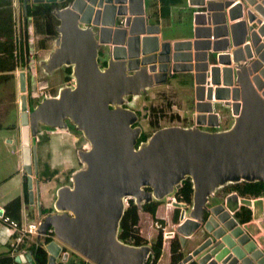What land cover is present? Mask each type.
I'll use <instances>...</instances> for the list:
<instances>
[{
  "label": "water",
  "instance_id": "1",
  "mask_svg": "<svg viewBox=\"0 0 264 264\" xmlns=\"http://www.w3.org/2000/svg\"><path fill=\"white\" fill-rule=\"evenodd\" d=\"M66 1L32 0L33 3ZM82 2L86 10L82 8ZM189 2L198 5L204 0ZM247 2L253 5L255 0ZM229 3V0L219 5L210 2L207 8L213 10L217 6L222 10V23H231L233 45L238 46L244 42L246 22L242 4L227 8ZM224 9H227L226 13ZM256 9L264 15L260 6ZM52 15L59 21L56 26L59 39L57 47L42 61V68L50 75L63 66H71L73 86H62L56 96L44 97L31 111L27 109L25 97L20 98L22 163L29 204L34 202L30 137L39 133L40 125L66 129L68 121L82 133L89 149L77 150L82 165L71 174L72 185L57 190L56 213L44 218L39 236L52 228L54 237L92 264H146L152 252L149 246L136 247L117 239L125 201L132 198L141 208L142 203L171 195L180 187L181 181L189 177L193 184L189 216L185 217L184 206L173 204L182 209L175 228L181 246L184 247L186 240L204 224L216 239L210 255L224 248L216 256L219 264L228 261V264H264L263 252L255 248L250 235L229 218L220 205L211 209L213 215L206 222L203 217L208 198L216 189L240 181L264 182V92L262 95L257 92L263 87L262 80L255 78V89L245 69L238 65L240 69L235 74L241 86L243 106L238 113V104L233 105V112L238 116L229 129L203 130V115L198 114L194 127L159 129L135 149L142 128L133 126L138 115L126 105L127 97L140 95L154 84L166 82L170 62H174L171 67L174 73L192 71V45L199 49L203 42L185 40L173 42L172 46L168 42L160 44L159 26L145 23L143 0H71L64 7L54 9ZM247 15L248 22H252L254 14L248 11ZM117 16H124L123 26L115 25ZM196 20L199 23V16ZM223 29L227 34L226 25ZM237 32L242 33L240 38ZM261 33L264 34V27ZM257 41L254 37L255 44ZM103 45L109 47L105 53V67L98 61V52ZM227 47L228 42L224 48L214 46V50ZM246 49L247 56H251L247 46ZM170 50L174 51L172 55ZM185 50L189 52L185 53ZM197 57L202 61L206 59L205 54L199 53ZM242 57L240 49L234 50L235 62ZM261 57L264 60V55ZM218 62L224 65L223 83L230 86V56H222ZM198 70H207V63L198 65ZM211 71L213 83L219 84V66H213ZM203 78V73H196L195 82ZM19 79L23 91V73ZM221 91L228 95L227 90L217 89V97L227 99L228 96L219 95ZM208 110L197 108L199 112ZM215 124L216 121L211 122V125ZM32 157L36 166L35 152ZM145 187L151 190H145ZM2 213L0 208V216ZM212 242L209 237L178 264H187L193 257L203 264L207 258L199 260V256ZM46 250L47 263L57 264L61 247L52 241L46 245ZM67 257L68 253H63L62 260L66 261ZM26 259L23 255L15 256L16 262H26Z\"/></svg>",
  "mask_w": 264,
  "mask_h": 264
},
{
  "label": "rangeland",
  "instance_id": "2",
  "mask_svg": "<svg viewBox=\"0 0 264 264\" xmlns=\"http://www.w3.org/2000/svg\"><path fill=\"white\" fill-rule=\"evenodd\" d=\"M154 0H147V3H153ZM193 8L189 6L188 0H183L177 6L171 7V12L168 18H164V20L159 18L160 24V32L162 39L167 41H171L174 39L180 38H192L193 35V26H192V12ZM147 12H152L153 8L146 9ZM149 15H146V21H149ZM154 22V18L151 19ZM41 42L38 46L33 47L32 50L35 49L37 53L34 54V58L37 62H32V69L29 62H26L25 69V77L27 78V85H31V89L34 94L27 91L28 96L34 97L35 104L39 99H43V95L40 94V91L51 92L52 94L57 91L62 85L60 72L59 70L53 71L50 75H44L39 72L40 68H42V57H47L54 47H57V41L59 39V34L56 35H46L43 34L41 37ZM39 50V51H38ZM109 50V47L102 46L101 50L98 52V59L101 60ZM33 52V51H32ZM174 62L169 63L168 70L171 69ZM43 69V68H42ZM32 71L34 75L31 74ZM45 72V71H44ZM37 73V76L35 75ZM192 74L187 71L177 72L172 76H169L166 82H162L159 84H155L152 87L148 88L146 91L142 92L137 96H128L130 101H127L126 105L135 110L138 115V121L133 124V126H140L142 128V132L146 134H150V136L156 131L155 128H151L148 125V117L146 116V111L150 106H157V108L166 111L164 117H159L158 128H166V127H174L179 126L183 127L184 125H189V127H194V120L192 112L195 109L193 102V87H192ZM26 80V79H25ZM176 91V92H175ZM184 94V95H183ZM38 99V100H37ZM172 106L169 104L172 103ZM179 103V104H178ZM37 105V104H36ZM182 108L179 110V107ZM216 111L220 114V122H221V130L229 129L233 123L234 118L231 116L232 109L222 103H216L214 105ZM177 113L179 119H171V115ZM152 118V117H151ZM20 122V113L13 108L10 112V118L7 120V123H13L19 126ZM68 122V121H66ZM41 128V129H40ZM70 129V127H68ZM158 129V130H159ZM203 130H207L205 127H201ZM21 130V128H20ZM19 130V131H20ZM40 134H36L35 136H31V144L32 147L31 156L33 153L37 155L39 159V163L36 167L41 168L40 170H44L45 165L52 168L57 172L56 175L51 179V182H45L44 178L40 175L33 176L35 180L34 183V195H35V208L34 216L30 217L35 221H40V213L39 208H47L51 213L56 211L54 207V202L56 198L57 190L64 185H72L71 181L68 182V177H71V174L81 167V163L76 155L78 149H83V146L87 147V144L81 139L79 134H75L71 130L66 129H48V127L40 125L39 126ZM46 132V138H44V134ZM75 140H77L75 142ZM141 143V142H140ZM139 145V144H138ZM138 145L135 146L137 149ZM34 149V150H33ZM31 169L32 174L35 168L33 157H31ZM51 169V167H50ZM74 170L71 174L70 172ZM33 178V179H34ZM173 194V193H172ZM233 195V194H232ZM170 196V195H169ZM164 197L161 199V205L157 208L155 218L152 219L148 213L143 211H139V222L138 228L141 236L149 240L150 242L156 238L158 232L162 234V248L163 245V232L167 233L170 231H175L177 224L172 221V214L175 208L178 207H167L166 204L170 202L168 197ZM229 201V198L225 196L223 187L216 189L215 196L209 197L208 207L212 209L214 206L226 203L229 207L231 206V202H236V200ZM253 199V198H250ZM128 200V199H127ZM246 200V199H245ZM228 201L230 203H228ZM244 200H241L243 204ZM253 203L252 211V220L244 225L245 231L252 236L261 244L264 249V197L259 198V200L255 199L252 202L249 201V205ZM127 206V201H125V207ZM192 207V205H190ZM237 207V204L236 206ZM168 208V209H167ZM191 209L187 211V215H189ZM36 215V216H35ZM160 226V227H157ZM43 236V235H41ZM215 239L214 234L207 229L205 226L198 228L189 238L183 247V252L188 253L192 251L194 248L202 244V241L208 237ZM30 241H34L37 239L36 235L29 237ZM42 239V237H41ZM40 240V239H39ZM57 243L61 241L54 238ZM168 240V244L162 249V255L157 264H170L168 246L170 248V239ZM5 242V240H4ZM40 242L43 243L42 240ZM62 245L63 242H61ZM66 245V244H65ZM68 246V245H67ZM72 248L68 247L67 252L71 256L70 259L74 258L76 260H81L83 257L78 252L71 251ZM6 251V247L0 244V254ZM264 251V250H263ZM57 260H59L57 258Z\"/></svg>",
  "mask_w": 264,
  "mask_h": 264
},
{
  "label": "trees",
  "instance_id": "3",
  "mask_svg": "<svg viewBox=\"0 0 264 264\" xmlns=\"http://www.w3.org/2000/svg\"><path fill=\"white\" fill-rule=\"evenodd\" d=\"M71 0H67L66 2L62 3V5H67ZM182 0H159L160 2V9L159 15L162 19L168 18L170 15V9L173 6H177L181 3ZM57 4L55 3H30L27 0L25 6V16L27 18H36L37 21L42 19L40 24V29L46 35H56V26L59 24V21L52 15V11L57 8ZM13 7L10 0H0V80L1 82L9 81L13 79V74L11 72L15 71L16 66L20 62V66L22 68L25 67L26 62L23 60L24 54H28V48L26 44L29 41V34L28 28H22L20 33V45H19V54H15V37L17 36L16 29H15V21L13 17ZM38 29L39 32L41 30ZM24 42V44L22 43ZM71 73L72 67L71 66H63L60 72L61 82L66 83L71 81ZM175 74V73H174ZM173 74V75H174ZM176 92V91H175ZM184 95V94H183ZM172 103L169 104L172 106ZM179 104V103H178ZM182 106L179 107V110ZM166 111L157 108V106H150L146 111V116L148 117V125L151 128H155L157 131L159 117H164ZM152 117V118H151ZM179 119L177 113L171 115V119ZM183 127H188L189 125H184ZM70 127V129L68 128ZM71 130L75 134H79L81 139L85 142L82 133L78 131L73 124L67 122L66 130ZM150 137V134H146L142 132L138 138L137 145L140 142H144L147 138ZM38 165V159H37ZM72 170L70 174L73 172ZM55 170H49V167L45 165V168L41 173L37 172L36 175L41 174L43 176L44 181L48 182L51 178L56 175ZM70 181V176L68 177V182ZM24 186V200L28 203V191H27V184L23 182ZM145 190L150 191L151 188L145 187ZM225 196L229 193L235 192L238 196L242 197L244 200L243 204L239 207V209L235 212V218L240 224H246L252 220V210L249 208V201L250 198L257 199L259 197L264 196V182L263 181H240L236 183H229L223 186ZM176 196V200L178 202H184L190 204L192 201L193 196V184L189 177L181 181L180 187L174 192ZM246 199V200H245ZM231 199H229L230 201ZM234 208L236 206V202L230 203ZM161 205V200L153 199L150 202L142 203L141 208L135 204L132 198L127 200V206L124 208L122 217L119 221V228L117 231V239L125 244L133 245V246H142L147 245L150 243L152 252L149 254L147 258L146 264H157L161 255H162V234L160 232L157 233L156 238L154 240L147 241L146 238L140 235L138 222H139V211H143L148 213L152 219L155 218L157 208ZM179 208H175L173 211L172 220L174 222H178L179 220ZM40 212L43 214L49 213V209H40ZM9 218L15 220L11 216L8 215ZM204 217L207 218L205 215ZM43 237V243L39 241H31L30 239H25L24 242L21 243L18 249L26 248L27 255L29 259L26 262H16L15 256L13 254L12 248L7 245V249L5 252L0 254V264H48V252L45 249L44 245L52 242L54 240V233L51 237ZM64 249V248H62ZM65 251V249H64ZM184 253L182 252V246L178 237H175L170 242V264H178L184 258ZM84 263V262H83ZM57 264H65L62 262H57ZM188 264H198L196 261H192Z\"/></svg>",
  "mask_w": 264,
  "mask_h": 264
},
{
  "label": "built area",
  "instance_id": "4",
  "mask_svg": "<svg viewBox=\"0 0 264 264\" xmlns=\"http://www.w3.org/2000/svg\"><path fill=\"white\" fill-rule=\"evenodd\" d=\"M12 3V7H13V17H14V21H15V29H16V33L17 36L15 37V54H19V42H20V33H21V26L19 24V21H21V16H19L20 12H21V6L24 5V10H25V6L27 3V0H10ZM210 0H204L203 4H193V25H194V29L196 30L197 28H201L207 26H210V35L209 37L206 38H199L196 36H194V39H192V42L195 41H201L203 42V47L196 50V53H200V54H205L206 55V59L205 61H202L200 58L197 57L196 54V65H194V61L195 59H193L190 63L193 64V69L192 71L194 73H198L201 74L203 73L204 78L203 80H201L200 82L196 83L194 80V91H195V99H194V106L195 109L192 112V117L194 120V126L196 125V116L198 114H202L203 118L202 120L204 121L205 125L202 127L207 128L208 131H221V122H220V114L218 111L215 110L214 105L216 103H222L228 107H230L232 109L231 112V116L235 119L238 115H236L233 112V105L235 103L238 104V113L241 111L242 106H243V101L241 98V86L238 85L237 83V77L235 79V71L240 69V67H243L245 69V72L248 74L249 79L251 80L254 88L256 89V84H255V78L262 80L263 82V87L261 90H257L258 94L262 95V92H264V60L262 59V55H264V34L261 33V28L264 27V15L261 14V12H259L256 7L260 6L261 10L264 12V0H255V3L253 5H250L251 8L248 11H251L254 14V20L252 22H248L247 20V24H246V35L244 38V42L241 43L238 46H235V48L233 46H229L227 47V49L225 50H218L216 52V50H214V44L217 42L219 44L225 42V40L229 39L230 42V30L228 28V26L226 25V23H222V19L217 17L216 11L215 9H218V7L216 6L214 8V10H209L207 8V4L210 3ZM228 1V0H227ZM226 0H223L221 2H227ZM246 1V0H245ZM30 2V0H29ZM32 2V1H31ZM30 2V3H31ZM229 7H232L234 4H236L237 0H229ZM248 3V2H247ZM216 4V3H214ZM249 4V3H248ZM247 11V12H248ZM199 16V23H196V17ZM248 18V15H247ZM240 21V19L238 20ZM246 22V21H245ZM120 24L123 23V20L119 21ZM227 26V34H224V26ZM238 33V38L241 37V32H237ZM232 35V34H231ZM254 37H256L258 39L257 43H254ZM209 46L208 49H206V46ZM246 46L249 48L251 56H247V49ZM192 47L194 48V45H192ZM240 49V52L242 54V58L240 60H237L238 62H235L233 59V52L234 50ZM257 49H259L257 51ZM208 53H216V57H214L212 60L213 62L208 63L209 62V58L207 56ZM229 55L230 56V64L228 65V67L231 69L232 71V76H231V80H232V84L230 86H226L223 83V79H222V75H223V71L222 69L224 68V65L219 64L218 60L222 57V56H226ZM198 58V59H197ZM24 59H27V56L24 55ZM204 62L207 63V70L205 71H201L198 70L197 67V63L198 65L200 64H204ZM238 65L240 67H238ZM212 66H219L220 69V83L219 84H215L213 83V78H212V71L211 68ZM21 72L25 73V69H17L15 74H16V78H17V84L18 87L20 86V79H19V74ZM167 76L166 78H168L169 76H172L174 74V72L172 71V69L168 70L167 72ZM222 74V75H221ZM217 89L219 90H227L228 91V95L225 91H221L219 93L220 96L226 97L228 96V98H222L219 99L217 97ZM235 93V94H234ZM41 95H45V93L43 91H40ZM234 95L238 96L237 100L233 99ZM46 96V95H45ZM263 97V96H262ZM264 100V97H263ZM197 108H203V109H209L208 111H202L199 112L197 111ZM216 121L215 125H211V122ZM77 140H75L76 142ZM87 144V147L83 146V150H88L89 149V143L86 141L85 142ZM177 189L174 190V192ZM173 194H171L168 199H170V202H168L166 204L167 207H171L174 205L173 204H181L182 206L185 207L184 202H178L176 200V196ZM236 198L238 207L235 210H230L228 208H226V203L224 206V212H227L229 215V218L234 219L237 224L238 221L236 220L234 213L235 211L242 205L241 200L242 197L238 196L235 192H232L229 194L232 195ZM259 198H263V197H259ZM259 198H257V200H259ZM255 199H250V202H252ZM222 204V205H224ZM250 208H253V203H251L250 205H248ZM183 207V208H184ZM187 207H189V205H187ZM168 209V208H167ZM0 222L2 223V225L10 231V241H9V246L12 248L13 254H16L18 252V248L21 245L22 242H24L25 239H29V237L36 235L37 239L39 237V227L41 225V223L43 222V220L40 221H35V220H31L28 219L27 217H24L22 220H12L11 218H9L6 215H2L0 216ZM239 225V224H238ZM157 227H160L157 225ZM41 236V235H40ZM46 237H51L53 236V230L52 228H49L46 231V234L43 235ZM171 238V236L169 235V232L165 233L163 232V245L165 246V244L167 243V239ZM255 238V237H254ZM250 240L254 242L255 244V248L258 250H261L262 246L261 244L255 239L253 240L250 236ZM225 246V245H224ZM215 249V244L214 242L210 243L203 251L204 253H202V255L199 256V260H202L204 258H207L203 264H219L220 260L216 259L217 254L222 251V249L224 248H219L217 251H215L212 255H210L211 251ZM263 252V256H264V251L261 250ZM19 255H23V253H17L16 256ZM69 256V255H68ZM225 257V255H224ZM223 257V258H224ZM68 259V258H67ZM71 261V259H69ZM66 261L65 263H71ZM194 260L196 261L197 259L194 258ZM230 260V259H229ZM230 261H228L226 264H228ZM190 263V262H188ZM187 263V264H188Z\"/></svg>",
  "mask_w": 264,
  "mask_h": 264
},
{
  "label": "crops",
  "instance_id": "5",
  "mask_svg": "<svg viewBox=\"0 0 264 264\" xmlns=\"http://www.w3.org/2000/svg\"><path fill=\"white\" fill-rule=\"evenodd\" d=\"M31 1L32 0H30V2ZM222 1L223 0H210L209 2L216 3V5H219V4H221ZM197 2H200V0H197ZM31 3H33V2H31ZM237 3H241L242 4L243 20L246 21V24H247V11L250 10L251 6L247 3V0L246 1L245 0H237L236 4ZM55 4H57L59 6L57 8H62V7L65 6V5H62V3H57L56 2ZM189 6L191 8H193V6L190 4V2H189ZM143 8H144V15H145V23H146V25H156V26H159V29H160L159 18L160 19H162V18L159 15V9H160L159 0H154L153 3H150V4L147 3V0H143ZM147 8L150 9V10H151V8H153V11L152 12H147L146 11ZM215 10H217L216 11L217 17L222 19V14H223L222 10H220V8L219 9H215ZM226 10L227 9H224L225 13L227 12ZM170 12H171V9H170ZM146 15H149L148 17H149V20H150L149 22L150 23H148L146 21ZM19 16H21V18H20L21 21H19V24L21 26V32H23L22 28L25 29L27 27L28 28V34H29V41H28V44H26V46L28 48V54L23 53L24 55L27 56V59L25 60L24 57H23V60L25 62H29V65H31L30 69L33 70L32 69V64H33L32 62H34V61L37 62L36 59H33L34 58V54L37 53V51H35V49L32 50V45H33V47H35V46H38L39 43L41 42V38L40 37L44 34V32H42V30L40 29V24H41L42 19H39L37 21L36 18H27V16H25L24 5L21 6V12H20ZM226 17H227V15H226ZM152 18H154V22L151 21ZM124 19H125L124 16H117L116 20H115V25H122L123 26ZM120 20H123L122 24L119 23ZM162 20H164V19H162ZM230 24H231L230 22H226V25L228 26V28H229ZM192 26H193V32H194L193 36H195V34H198L197 37H199V38L209 37V35H210V26H207V25L205 27L201 26V28H198V31H196L194 29L193 12H192ZM38 29H40L41 32H39ZM229 30H230V28H229ZM230 33H231V31H230ZM157 36L159 37L160 44H162L164 42H168V43H170V46H172V43L176 42V41H185V40L187 41V40L194 39V37H192V38H180V39H174V40H171V41H167L165 39H162L161 32ZM229 38H230V42H229V39H227V40H225V42H223L221 44L216 42L214 44V46L215 47L218 46V48H224L226 42H228V47L229 46L230 47L233 46L235 48V46L233 45V43L235 41L234 38H233V35L230 34ZM236 40H238V39H236ZM22 43L24 44V42H22ZM19 45H20V42H19ZM196 50H198V49H195L193 47L191 49L192 60L195 59L196 54H198V53H196ZM221 50H224V49H221ZM217 51L218 50H216V52ZM173 52H174L173 50H170V55H172ZM186 52H189V51L185 50V53ZM50 54H51V52H50ZM50 54H48L47 57H44L45 56L44 55L42 57V61L46 60ZM214 55H216V53H212V54L208 53L207 54V56L209 58L208 59L209 60L208 63H210V62L212 63L213 62L212 59L214 58ZM106 60H107V57H106L105 54H104V56H103V58L101 60L98 59L99 63H100V61H102V62L104 61V62L107 63ZM182 63H185V62H182ZM194 65H196V60L194 61ZM197 67H198V63H197ZM18 68L19 69H23L20 66V62L16 66L15 71L11 72V74H13V79H10L9 81H6V82H1L2 80H0V208L2 209L3 215H6V216L9 215V216H11L12 218H14L17 221L22 220L24 217H27L28 219H31L30 217L34 216L33 214L35 212V208H33V206L35 205V202H36L35 195H34V202H33L32 205L29 204V202L26 203L25 200H24V197H23V195H24V191H23L24 190V186H23L24 169H23L22 151H21V149H22V147H21V132L19 131L20 128H19L18 125L13 124V123H7V120L10 118V112H11V110L13 108H15L16 111L21 113V111H20V102H21L20 98L21 97H25L26 106H27V109H29V110L32 109L31 106L35 105V102H36L35 101L36 99L34 97H31V95L34 94V93H33L32 89H31V85H30V87H29V85H27V78L26 77H25V79H26L25 80V89L22 91L20 86L18 87V84L16 82L17 78H16V74H15V72H16V70ZM39 72L43 73L44 75L46 74L42 68H40ZM187 72L192 74V76H193L192 87H193V102H194V99H195L194 98L195 97L194 80H195V77H196V73H194L193 71H187ZM21 73H23L24 76H25L24 72H21ZM0 74H3V73L0 72ZM20 74H19V76H20ZM31 74L34 75V72L32 71ZM35 75L37 76V73H35ZM235 79H236V74H235ZM71 82L73 84V80L72 79H71ZM27 91L32 93L30 95V97L28 96ZM49 94H52V93L50 91L48 93L45 92L46 96L47 95L49 96ZM45 95H43V97H46ZM33 98L35 100H33ZM39 100H41V99H39ZM19 125H20V122H19ZM48 129H50V128H48ZM50 130H52V129H50ZM38 134H40V132ZM44 138H46V132L44 134ZM31 142H32V140H31V137H30V144H31ZM30 148H31V151H32V147L31 146H30ZM37 159H38V157L36 155V163H37ZM38 163H39V159H38ZM50 167H51V169H50ZM50 167H49V170H51V171L54 170L52 168V166H50ZM40 169L41 168H38V166L37 167L35 166L33 174H32V179L34 178L33 176H38V175H36L37 172L41 173L42 170H40ZM75 170H77V169H75ZM39 175L41 176V174H39ZM51 179H50L49 182H51ZM34 180H35V178L33 179V181ZM33 194H34V183H33ZM208 201H209V198H208ZM207 203H206V207H207V211L209 212V216H207V218L203 216L204 219H205L204 222H206L209 219V217H211L213 215V213L211 212V209L208 207ZM228 203H230V202L228 201ZM216 206H214V207H216ZM206 207H205V209H206ZM226 208H228L230 210H234V207L232 205L229 207L226 204ZM40 209H46V208H39V213H40V216H41L40 220H44V218L47 215H49V214L56 213V211L54 213H51L52 211L49 210L50 211L49 213L43 214V213L40 212ZM179 209L181 210V208H179ZM31 220H33V219H31ZM244 225L245 224H242V226H241L242 229L244 230L245 233L249 234L247 231H245ZM203 226H204V224H201L199 228H201ZM249 235L251 236V238L253 240H255V238H254V236H252V234H249ZM41 237L42 236H39L38 239H36V240L34 239V241H39V242H40V240L43 241V237H42V239H41ZM53 238H55V237H53ZM189 238H191V237H189ZM169 239H170V242H171L172 239L171 238H169ZM4 240H5V242H4ZM215 240L216 239H213V242ZM9 241H10V231L7 230L2 225V223L0 222V244L4 245L6 247V249H7V245H9ZM55 242H56V240H55ZM61 242L60 243L56 242L61 247V252H60L59 257H58L59 260H57V262L60 261L62 263H65L66 261H68L71 258V256L67 252V248L70 247V246L68 244H66V243H65L66 244L65 245L64 242H63L64 245H62ZM40 243H42V242H40ZM167 244H168V241L165 244V246ZM147 245H150V243H148ZM44 247L46 248V245H44ZM164 247L162 249H164ZM62 248H64L65 251ZM72 249H71V251H73ZM261 250H264V249L261 248ZM73 252H75V251H73ZM168 252H169V259H170V248H169V246H168ZM182 252H183V247H182ZM17 253H23L24 256L27 258L26 260L29 259V256L27 255V249L26 248L18 249ZM63 253H68V255H69L67 257L68 259H66V261L62 260ZM188 253H184V256H187ZM69 262H71L70 264H92L86 258H83L81 260H76L74 258V260L71 259V261L69 260ZM67 264H69V263H67Z\"/></svg>",
  "mask_w": 264,
  "mask_h": 264
},
{
  "label": "flooded vegetation",
  "instance_id": "6",
  "mask_svg": "<svg viewBox=\"0 0 264 264\" xmlns=\"http://www.w3.org/2000/svg\"><path fill=\"white\" fill-rule=\"evenodd\" d=\"M61 6V5H60ZM57 7H59V6H57ZM100 63H101V67H105L106 66V62H102V61H100ZM62 69V68H61ZM61 69H58L59 70V72H61ZM73 84H72V82L71 81H69V82H66V83H62V85L59 87V88H61L62 86H72ZM59 88H57V91L55 92V93H53V94H49V96L48 97H54V96H56L57 95V93H58V90H59ZM41 100H39V102H40ZM127 101H130V99H128V97H127ZM36 104H38V102L36 103ZM33 105V106H31L32 108L33 107H35V106H37V105ZM32 110V109H31ZM31 110H29L28 109V111H31ZM34 150V149H33ZM212 196H215V193L212 195ZM193 197V196H192ZM209 203V202H208ZM208 203H207V205H208ZM224 204V203H223ZM187 205H189V207H187ZM190 205H192V201H191V203L190 204H185V207L184 208H182L183 210H184V213H185V217H187V216H189V215H187V211H189V209H191V206ZM222 208H223V210H224V206H225V204L224 205H222V204H219ZM219 205H217V206H219ZM181 209V210H182ZM181 210L179 211V214H180V212H181ZM209 216V212L207 211V207H206V209H205V213H204V216ZM172 216H173V214H172ZM172 218V217H171ZM173 221V220H172ZM174 222V221H173ZM179 220H178V222H174L175 224H179ZM169 235L171 236V239L173 240L175 237H178V239H179V236H178V234H177V232L176 231H170L169 232ZM210 237V236H209ZM208 237V238H209ZM208 238H206L205 240H203L202 241V243H204ZM188 240V239H187ZM187 240H186V242H187ZM186 242H185V244H186ZM201 245V244H200ZM199 245V246H200ZM133 246V245H132ZM142 246H149L150 248H151V246L150 245H142ZM199 246H197L196 248H194L192 251H190L189 253H188V255L189 254H191L194 250H196ZM136 247H139V246H136ZM151 251H152V249H151ZM150 254V253H149ZM149 256V255H148ZM186 257V256H185ZM184 257V258H185ZM148 258V257H147ZM194 258L195 257H193L192 258V260L190 261V262H192V261H194ZM183 260V259H182ZM146 262H147V259H146Z\"/></svg>",
  "mask_w": 264,
  "mask_h": 264
},
{
  "label": "clouds",
  "instance_id": "7",
  "mask_svg": "<svg viewBox=\"0 0 264 264\" xmlns=\"http://www.w3.org/2000/svg\"><path fill=\"white\" fill-rule=\"evenodd\" d=\"M229 194H230V193H229ZM229 194L226 195V196L230 199V198L233 197V195H230V196H229ZM263 197H264V196H263ZM233 198H235V197H233ZM235 200H236V198H235ZM126 201H127V200H126ZM236 203H237V201H236ZM237 207H238V204H237ZM237 207H235L234 210H235ZM249 208H250V207H249ZM238 209H239V208H238ZM238 209H237V210H238ZM250 209H251V208H250ZM237 210H236V211H237ZM251 210H252V209H251ZM236 211H235V212H236ZM252 211H253V210H252ZM234 216H235V213H234ZM238 224H239L240 226H242V224H240V223H238ZM214 242H215V241H214ZM45 249H46V248H45ZM194 261H195V260H194ZM196 261H197V260H196ZM197 262H198V261H197Z\"/></svg>",
  "mask_w": 264,
  "mask_h": 264
},
{
  "label": "bare ground",
  "instance_id": "8",
  "mask_svg": "<svg viewBox=\"0 0 264 264\" xmlns=\"http://www.w3.org/2000/svg\"><path fill=\"white\" fill-rule=\"evenodd\" d=\"M81 6H82V8H83L84 10H86V7L84 6V2H82ZM88 8H89V7H88ZM90 15H91V14H90Z\"/></svg>",
  "mask_w": 264,
  "mask_h": 264
}]
</instances>
